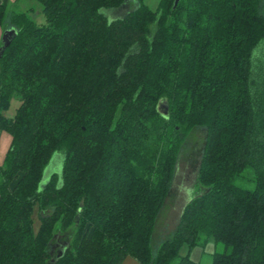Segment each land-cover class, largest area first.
<instances>
[{
	"label": "trees",
	"instance_id": "1",
	"mask_svg": "<svg viewBox=\"0 0 264 264\" xmlns=\"http://www.w3.org/2000/svg\"><path fill=\"white\" fill-rule=\"evenodd\" d=\"M142 1L0 0L17 31L0 58V264H200L207 245L212 264H264V0ZM196 131L201 191L156 248Z\"/></svg>",
	"mask_w": 264,
	"mask_h": 264
},
{
	"label": "rangeland",
	"instance_id": "2",
	"mask_svg": "<svg viewBox=\"0 0 264 264\" xmlns=\"http://www.w3.org/2000/svg\"><path fill=\"white\" fill-rule=\"evenodd\" d=\"M142 2L150 10L157 11L160 6L161 0H143ZM32 4L34 6L36 5V7L38 6L35 18H37L38 22H43V15L38 13L41 11V6L36 1L32 3L22 1L19 4V10L24 11ZM4 31L5 30L2 29V32ZM18 106L19 102L17 100H13L10 109L6 112L5 115L8 117H13ZM204 138V131L192 132L190 135V138L188 140V152H190V150L191 152L193 151V160H191L190 158V153L185 152L181 156L171 193L160 211L154 228L153 246L156 248L159 247V245L163 241L172 237L177 229V226L179 225L185 206L201 191L197 182V171L199 160L201 157V151L203 148ZM11 143L12 137L7 132L0 135V167L4 163ZM63 161L64 154L62 152H56L49 165L46 167L44 174L46 176H50L52 174H60ZM33 218L34 233H38L41 224L38 206H36L34 209ZM64 242L65 241L62 240L61 242L56 243L57 246L55 249L59 250L60 248H62L64 246ZM187 250L188 249L184 248L182 251V255L186 254ZM213 250H215V248L211 245H207L206 247H194L191 251L190 257L192 260L200 262V264H212ZM122 264H136V260L133 257L128 256L124 259Z\"/></svg>",
	"mask_w": 264,
	"mask_h": 264
},
{
	"label": "water",
	"instance_id": "3",
	"mask_svg": "<svg viewBox=\"0 0 264 264\" xmlns=\"http://www.w3.org/2000/svg\"><path fill=\"white\" fill-rule=\"evenodd\" d=\"M180 2V0H175L174 1V7H176L178 5V3ZM17 35V31L16 29H8L5 30L2 34V38H1V42H2V46L0 47V58L3 55L5 49L11 44L13 38ZM47 181L46 179L42 181L41 183V188H44V186L46 185ZM65 252L64 248H61L59 254H58V258L61 257Z\"/></svg>",
	"mask_w": 264,
	"mask_h": 264
},
{
	"label": "crops",
	"instance_id": "4",
	"mask_svg": "<svg viewBox=\"0 0 264 264\" xmlns=\"http://www.w3.org/2000/svg\"><path fill=\"white\" fill-rule=\"evenodd\" d=\"M11 1H14V0H11ZM2 33H3V32H2V29H0V44H1ZM3 133H6V132L0 130V135L3 134ZM8 134H9V133H8ZM9 135H10V134H9ZM136 264H138L137 261H136Z\"/></svg>",
	"mask_w": 264,
	"mask_h": 264
}]
</instances>
